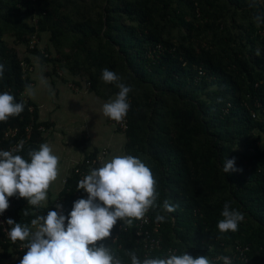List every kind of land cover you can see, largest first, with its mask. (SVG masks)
Returning a JSON list of instances; mask_svg holds the SVG:
<instances>
[{"label":"trees","instance_id":"trees-1","mask_svg":"<svg viewBox=\"0 0 264 264\" xmlns=\"http://www.w3.org/2000/svg\"><path fill=\"white\" fill-rule=\"evenodd\" d=\"M258 15L264 17V0H0V92L25 104L19 116L0 122V150L26 138L13 154L27 160L52 126L39 121L36 104L23 97L37 66L39 72L50 66L43 73L66 82L56 72L61 69L76 86L88 82L90 92L109 101L119 90L102 81L107 68L132 89L127 129L114 127L125 137L123 154L150 167L157 204L168 199L179 205L165 222H156L158 209H149L161 253L173 248L177 255L213 259L247 247L251 264H264V22L257 26ZM42 35L44 46L30 50L31 38ZM9 130L15 136L2 140ZM98 153H84L46 204L33 209L25 198H9L4 220L31 226L35 215L55 210L57 198L67 215L75 200L87 197L77 184L100 167ZM233 158L243 171L224 173L223 164ZM226 202L244 220L236 232L221 234L216 224ZM25 208L33 214L25 217ZM135 223L118 221L103 241L123 264H131L126 250L141 260ZM20 243L0 227V264H19L27 251L18 250Z\"/></svg>","mask_w":264,"mask_h":264},{"label":"clouds","instance_id":"clouds-1","mask_svg":"<svg viewBox=\"0 0 264 264\" xmlns=\"http://www.w3.org/2000/svg\"><path fill=\"white\" fill-rule=\"evenodd\" d=\"M257 26L264 22V17L256 16ZM35 43L30 47L32 40ZM41 40L33 36L29 49L41 47ZM260 55L259 51L256 53ZM4 78V64L0 63V80ZM101 79L104 83L114 84L118 93L102 105L105 117L120 122L128 114L130 102L128 94L130 86L121 82V77L105 68ZM69 85V84H68ZM30 95L31 86H28ZM25 108L23 102H16L8 91L0 92V122L10 117L19 116ZM24 141L18 142L15 149L0 150V215L9 208V198H25L33 209L46 204L50 185L59 175L60 157L54 154L48 142L39 145L38 150H29L25 159L13 152L23 150ZM235 167V158L223 164V172H242ZM65 178L62 179V183ZM77 190L87 193L86 198H79L72 204L71 211L64 214L62 205L55 204V210L46 215H35L31 226L15 222L8 218L0 222L10 226L5 229L9 240L15 244L22 242L27 251L19 260V264H121L110 246L103 241L112 235V229L118 221L131 226L133 220L145 217L149 209H158L156 222H165L168 215L179 207L165 199L162 205L157 204L159 193L157 181L150 167L139 157L121 154L114 155L92 169L77 184ZM24 209L25 217L31 215ZM216 228L219 233L236 232L244 220V214L223 205ZM131 264H233L228 256L214 259L207 255L193 258L184 251L180 255L170 254L165 258H145L141 261L133 250H126Z\"/></svg>","mask_w":264,"mask_h":264},{"label":"rangeland","instance_id":"rangeland-1","mask_svg":"<svg viewBox=\"0 0 264 264\" xmlns=\"http://www.w3.org/2000/svg\"><path fill=\"white\" fill-rule=\"evenodd\" d=\"M41 41L42 42L40 45L42 47L44 46V41L46 42V37L44 35H42ZM18 49L20 55H22V52L25 51L23 46L19 47ZM51 70L52 69L50 66H47L43 69L44 72H51ZM39 71L40 67L37 66L35 68L34 74L31 76L34 83L33 86H31V89L34 94L30 95L27 89L23 93L24 98L30 99L37 105H39L40 100L42 99V107L44 109L49 108V106L52 107L53 109L50 118L54 121L55 125H57V119H61L62 123H59L61 125L59 128L60 132H62L64 136H70L73 131L78 133L77 141L85 140L84 144L87 143L86 145L88 151L92 149L90 146L93 144L92 141H94L100 145L99 149H103L106 152L107 147H112L110 148V153L105 157L106 161L114 155L123 154V147L125 143L124 135L122 133H113L115 131L114 126L111 124L110 119H108L106 122L107 117H105L102 113V105L107 102L106 100L98 98L93 92L82 95L81 98L75 97L73 91L67 87V84H72L70 80L71 78L68 77L66 72L59 68L56 72H58V74L61 76L64 75V77L67 79V83L56 77H53L51 81L49 78V80L44 82V78L42 79L38 76L40 73ZM77 87L78 90L81 91L79 86ZM45 90H48V92ZM82 91L87 92L90 90L89 88L82 86ZM41 93H43V95H41ZM43 96L45 97L44 99L42 98ZM88 137H90L92 140L89 144ZM108 139H111L116 143V148H113V143H111L110 146H106L109 144ZM262 144L264 145V137L262 138ZM57 146L58 143L51 147L56 149ZM102 151L100 153H102ZM59 175L58 179L65 175L60 168Z\"/></svg>","mask_w":264,"mask_h":264},{"label":"crops","instance_id":"crops-1","mask_svg":"<svg viewBox=\"0 0 264 264\" xmlns=\"http://www.w3.org/2000/svg\"><path fill=\"white\" fill-rule=\"evenodd\" d=\"M42 42V41H41ZM46 66V65H45ZM44 71L43 70H41V72L38 74V76L40 77V78H44L43 80H44V82L46 81V80H49V78H50V81L52 80V78L54 77V76H52V77H49V76H47V75H45L44 73H43ZM59 79H61V81H63L62 80V77H58ZM64 82V81H63ZM67 83V82H66ZM71 84V83H70ZM67 87H68V89H70V90H72L73 91V94L75 95V97H80L81 98V96L82 95H85V94H88L90 91H87V92H84V91H82V85H80L79 86V88L81 89V91H79V90H77V91H75L74 89H72V88H70L69 86H68V84H67ZM46 92H48V90H45ZM81 94V95H80ZM41 95H43V93H41ZM77 95H79V96H77ZM43 99L45 98L44 96L42 97ZM36 104V103H35ZM42 105H43V101H42V99L40 100V103H39V105H37L36 104V106H37V110H38V119H39V121H47V122H49V123H52V126H50V128L47 130V131H45V133H44V135H43V143H45V142H48L49 144H50V146H54L56 143H58V146H57V148L56 149H53V152H54V154H56L57 156H59L60 157V163H59V168L64 172V176L63 177H61L60 179H58L59 178V176H58V178H57V180L56 181H54L51 185H50V188H49V190H48V194L50 195V197L51 198H55V197H57L58 196V194H59V192H60V190L62 189V186H63V183H62V179L63 178H65V177H67L69 174H70V172H71V170L73 169V168H75L76 166H77V164L83 159V157H84V153H86V152H90V151H92V150H97L99 153H100V151H102L103 149H99V144L98 143H95L94 141H92L91 139H90V137H88V144L90 143V141H92V145L90 146V147H92V149H90L89 151L87 150V143L86 144H84V146H82L83 145V143H81L80 142V147L76 144V142H77V136H78V133H75L74 131H73V133L70 135V136H64L63 134H62V132H60V127H61V119H57V125H55V123H54V121L53 120H51V118H50V116H51V112H52V107H50L49 106V108L51 109H49V108H43L42 107ZM108 119L109 118H107V120H106V122L108 121ZM60 123V124H59ZM106 125V124H105ZM108 125V124H107ZM106 127V126H105ZM63 128V127H62ZM113 133H116L115 131L113 132ZM82 136H83V134H82ZM82 136H80V137H82ZM113 137V136H112ZM61 140V141H60ZM106 141V140H105ZM108 141H109V144L108 145H106V146H110V144L111 143H113L112 145H114L113 146V148H116V143L113 141V140H111V139H108ZM105 147V146H104ZM110 148H112V147H107L106 148V150H107V152H106V154L104 155V156H101L100 158V163H101V165H102V163L103 162H105L106 160H105V157H106V155H108L109 153H110ZM98 153V154H99ZM104 157V158H103ZM111 159V158H110Z\"/></svg>","mask_w":264,"mask_h":264},{"label":"built area","instance_id":"built-area-1","mask_svg":"<svg viewBox=\"0 0 264 264\" xmlns=\"http://www.w3.org/2000/svg\"><path fill=\"white\" fill-rule=\"evenodd\" d=\"M34 43H35V39L32 40V42H31V45H30L31 48H32V45ZM89 85L90 84L87 82L84 87L89 88ZM69 87L74 89V90H78V87L76 85L69 84ZM32 111H33V108L29 107V112L32 113ZM110 122L115 128H117V130H120L121 132L125 131L127 129L126 118H124L120 122H116V121H113L110 119ZM29 129H30V127L27 128L26 130H29ZM39 131L44 132V129L42 127H39ZM15 134H16V130H9L3 135L2 140L6 141V140L14 137ZM21 140L22 139H20L18 142H20ZM22 141H24V143H25L27 141V139L25 138ZM15 147H16V145L9 147L8 150L11 151V150L15 149ZM105 154H106V151L103 150L102 153H100V156H104ZM100 156L98 155L96 158V162L98 163L99 166H101ZM81 179H83V178L81 177ZM64 182H65V180L63 181V183ZM56 203H59L62 205V200L57 198L54 201V205ZM4 216H6V214L0 216V222L5 221ZM5 229H7L6 224H3L2 225V232H5L7 234ZM124 230H126V229H124ZM135 240H136V244L139 247V250L141 252V261H143V259H145V258H165L166 256H168L170 254H176L177 255L176 249H173V248H169L166 251L161 253L162 249H161V237L159 234V225L156 223L153 224L151 222V220L149 218V211L145 214L144 218H142L140 220H136V223H135ZM113 241H115V239H113ZM17 248L19 251L26 249V248H22V243L18 244ZM247 251H248L247 247L246 248L237 247L236 252L230 258L232 261H234L236 259V260L240 261L242 264H251V261L249 260V258L247 256ZM121 264H123V263L121 262Z\"/></svg>","mask_w":264,"mask_h":264}]
</instances>
